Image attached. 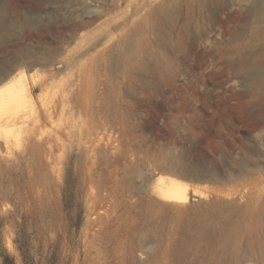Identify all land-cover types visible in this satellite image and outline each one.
I'll use <instances>...</instances> for the list:
<instances>
[{
  "label": "rangeland",
  "instance_id": "1",
  "mask_svg": "<svg viewBox=\"0 0 264 264\" xmlns=\"http://www.w3.org/2000/svg\"><path fill=\"white\" fill-rule=\"evenodd\" d=\"M0 13V73L37 80L39 107L63 97L52 119L0 134V264H264V0H0ZM148 53L169 69L143 76ZM161 177L188 182L190 202L160 198Z\"/></svg>",
  "mask_w": 264,
  "mask_h": 264
},
{
  "label": "bare ground",
  "instance_id": "2",
  "mask_svg": "<svg viewBox=\"0 0 264 264\" xmlns=\"http://www.w3.org/2000/svg\"><path fill=\"white\" fill-rule=\"evenodd\" d=\"M90 2L84 1L83 7L92 9ZM2 14V13H0ZM1 18V16H0ZM253 63L256 67L255 82V115L257 117V128L264 127V53L259 48L254 54ZM165 62V61H164ZM155 53H148L143 58V62L138 64V69L143 76L152 72L160 75L169 69V64H165ZM247 59L240 58L241 66ZM149 67L151 71H149ZM156 75V74H155ZM38 88L37 80L28 81L24 72L5 71L0 73V134L6 136L9 132H4L5 128L22 124L27 115H44L45 120L52 119L63 111V97L58 102L45 103L39 107L36 101L35 91ZM65 99V98H64ZM263 129V128H262ZM30 140L32 137L29 138ZM50 140H43L42 144L49 148ZM185 172L184 176H189ZM195 177L205 179L206 176L197 174ZM157 195L166 202L176 205H187L191 200L190 184L178 178L161 177L154 186Z\"/></svg>",
  "mask_w": 264,
  "mask_h": 264
}]
</instances>
